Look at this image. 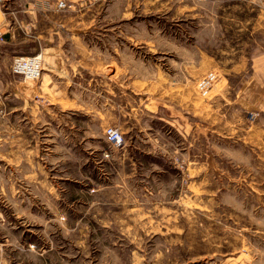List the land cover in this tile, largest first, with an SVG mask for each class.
Segmentation results:
<instances>
[{"label":"rangeland","instance_id":"1","mask_svg":"<svg viewBox=\"0 0 264 264\" xmlns=\"http://www.w3.org/2000/svg\"><path fill=\"white\" fill-rule=\"evenodd\" d=\"M91 3L85 56L68 36L22 95L1 80L0 264H264V0Z\"/></svg>","mask_w":264,"mask_h":264},{"label":"crops","instance_id":"2","mask_svg":"<svg viewBox=\"0 0 264 264\" xmlns=\"http://www.w3.org/2000/svg\"><path fill=\"white\" fill-rule=\"evenodd\" d=\"M3 1L1 3L4 4V11L0 20V43L7 45V48H5L1 56L8 61V56H15L16 53L33 55L36 52L42 53L43 51H47L46 53L49 54L50 52L48 51L53 48L56 52H59L57 51V47L65 44V41L69 37L73 38L72 41L76 44V51L79 54L81 52L85 56V47L87 46L86 32L99 29L95 25L87 26L85 23L86 2L91 5L92 0H66L69 4V7L67 6L66 9H56V0ZM70 17L74 21L69 22ZM63 30L67 33L66 36L62 34ZM60 53L63 54L62 50ZM63 55L65 57V54ZM66 67L68 69V66ZM41 79H43V73L42 78L41 76L39 77V81ZM1 80L2 86L5 85V89L8 88L15 95H22L19 89H17L16 75L11 73L10 70H0V84ZM40 89L41 85L38 83L35 86L36 93ZM17 108L15 107L12 110L15 111ZM121 156L124 158L123 154ZM151 157H153V153L151 154L149 150L131 152L128 160L131 162L133 172L130 175L131 177L134 176V173L136 175L132 182L130 181L122 186L128 187V194L130 196L133 194L138 196L140 191L143 190V194L141 193L142 205L148 201V194L150 195V191L153 190L151 187V182L153 183L151 172L153 173L154 171V173L163 175L165 171L161 166L157 167V170H153L150 163ZM100 160H97L98 163H100ZM77 168L79 169L80 166L78 165ZM101 169V164L94 166V170L100 171ZM160 185L161 183L155 187V190H164ZM136 199L129 200L130 205L138 203L139 199Z\"/></svg>","mask_w":264,"mask_h":264},{"label":"built area","instance_id":"3","mask_svg":"<svg viewBox=\"0 0 264 264\" xmlns=\"http://www.w3.org/2000/svg\"><path fill=\"white\" fill-rule=\"evenodd\" d=\"M65 3L59 0L55 3L56 9H63ZM1 39V36H0ZM40 54L33 55H17L13 56L10 64V72L15 75H20L24 79H37L42 71ZM202 81V80H201ZM206 81L204 83V86ZM104 141L110 148L116 149L122 143L120 132L113 127H106L104 129ZM106 156L107 154H103Z\"/></svg>","mask_w":264,"mask_h":264}]
</instances>
